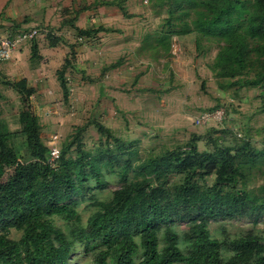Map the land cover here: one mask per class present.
<instances>
[{
	"label": "rangeland",
	"instance_id": "rangeland-1",
	"mask_svg": "<svg viewBox=\"0 0 264 264\" xmlns=\"http://www.w3.org/2000/svg\"><path fill=\"white\" fill-rule=\"evenodd\" d=\"M102 1L29 0L28 7L21 1L14 12L17 16L2 32L12 37L37 29L33 38L20 41L11 56L0 61V132L10 134L7 142L17 158L34 160L19 121L27 106L38 115L39 136L48 148L55 145L59 154L76 158L80 142L82 149L100 157L97 165L102 181L91 176L83 182V190L74 196L75 218H50L73 242L69 264H96L94 256L104 246L99 240L80 239L75 229L84 227L98 210L96 201L109 200L114 189L142 177L134 168L145 158L172 151L182 158L192 145L196 153L216 154V141L229 148L241 164L238 191L261 193L264 185V36L251 37L240 31L239 59L230 37L210 35L193 25L197 8L189 2ZM43 3L46 8L38 13ZM252 3L246 4L249 9ZM98 26L102 29L84 37L75 29ZM49 35L56 37L54 44ZM43 48H56V52L44 57ZM18 51L23 53L19 57L14 55ZM34 66L42 71H27ZM60 71L67 85L66 98L58 79ZM23 75L35 89L28 101L9 83ZM98 122L110 135L97 129ZM245 143L248 148L243 147ZM129 149L133 151L131 164L123 175ZM192 162L172 167L165 177L167 185L182 183L188 170L196 167ZM216 168L214 164L210 173L196 168L195 179L210 185ZM13 169V165L0 163V181ZM166 225L177 233L178 245L186 253L188 220L160 225V249L165 245ZM206 227L209 236L219 240L223 262L231 264L233 240L248 234L264 237V208L238 218L209 219ZM20 234L21 230L9 229L12 238ZM141 254L139 247L135 262Z\"/></svg>",
	"mask_w": 264,
	"mask_h": 264
},
{
	"label": "trees",
	"instance_id": "trees-1",
	"mask_svg": "<svg viewBox=\"0 0 264 264\" xmlns=\"http://www.w3.org/2000/svg\"><path fill=\"white\" fill-rule=\"evenodd\" d=\"M172 1L196 6L193 25L210 35L230 37L238 48L236 57L239 59L242 55L240 31L251 37L264 36V0H253L251 9L246 5L251 0ZM113 2L102 1L103 4ZM75 29L84 37L102 27ZM48 38L55 43L56 37L49 35ZM31 51L33 56L35 47ZM58 79L66 98L67 85L62 71ZM9 83L25 101L35 91L25 77ZM19 121L34 160L20 161L7 142L10 134L0 132V163L14 166L8 178L0 181V264H69L73 242L50 218L53 215L75 218L74 196L83 190V182L91 176L96 182L102 181L97 165L100 157L82 149L78 142L76 158L65 157L62 152L51 164L47 157L48 147L39 136L38 115L27 106L20 113ZM96 126L100 132L110 135L103 124L98 122ZM214 143L218 147L217 160L215 153H196L194 145L182 158L176 151L145 158L134 168L141 178L114 189L109 200L95 202L98 210L87 218L84 227L75 229V234L86 241H101L104 247L94 256L96 264H225L220 256L219 240L209 236L207 222L213 218L259 213L264 208V185L260 187L261 193L238 191L236 184L243 175L241 164L236 163L229 148ZM123 147L125 144H120V148ZM243 147L248 148V144ZM128 151L123 175L131 164L133 151ZM193 160L196 167L188 170L182 183L167 185L165 177L172 167L184 166L183 161L193 164ZM214 164H217L214 181L210 185L199 184L195 179L196 168L210 173ZM174 219L188 220L184 233L189 240L186 253L178 245L177 233L167 225L165 245L159 248L160 225ZM10 228L21 230L20 236L10 237ZM232 243L235 253L230 258L231 264L241 261L243 264H264V237L248 234ZM139 247L142 248L141 258L135 262ZM251 259L254 261L247 263Z\"/></svg>",
	"mask_w": 264,
	"mask_h": 264
},
{
	"label": "crops",
	"instance_id": "crops-1",
	"mask_svg": "<svg viewBox=\"0 0 264 264\" xmlns=\"http://www.w3.org/2000/svg\"><path fill=\"white\" fill-rule=\"evenodd\" d=\"M3 1L4 0H0V16L2 17V19L0 20V25H3L4 26V28H0V37L1 36H3V31L7 28V26L9 25V24H11L12 22H11V20L13 19V18H15L17 15V13H14L15 12V10H16V7H17V5L19 4V2H21V1H23V3L28 7V4H29V0H5L4 1V3H3ZM31 2H32V0H31ZM44 6H46L44 3H43V7H41V9H38V13H43V11L45 10V8L46 7H44ZM1 9H3L4 11H5V13L3 12V14H2V11H1ZM35 9V7H31V10H34ZM40 10V11H39ZM7 25V26H6ZM65 25V24H64ZM6 32V31H5ZM48 49H52V50H48ZM57 49H58V47H57ZM56 50V48H47V49H41L40 50V53L42 54V55H44V57H45V54H47V53H49V52H56L55 51ZM39 53V54H40ZM23 53H20L19 51L18 52H14V55L15 56H17V57H19L20 55H22ZM11 61L13 62V64L15 63V64H17V59L14 57V58H12L11 59ZM42 61V60H41ZM14 64V65H15ZM41 64H43V62H41ZM14 67V66H13ZM28 72H32V73H34V72H40V71H42L41 70V68L40 67H36V66H34V67H30V68H28V70H27ZM24 77H26L27 75H23ZM26 78H28V77H26ZM29 79V78H28Z\"/></svg>",
	"mask_w": 264,
	"mask_h": 264
},
{
	"label": "built area",
	"instance_id": "built-area-1",
	"mask_svg": "<svg viewBox=\"0 0 264 264\" xmlns=\"http://www.w3.org/2000/svg\"><path fill=\"white\" fill-rule=\"evenodd\" d=\"M37 29L25 30L20 33L13 35L12 37L2 36L0 38V61L11 56L16 45L26 38H33L36 34ZM48 158L51 164H54L59 157V149L55 145H50L48 148Z\"/></svg>",
	"mask_w": 264,
	"mask_h": 264
}]
</instances>
